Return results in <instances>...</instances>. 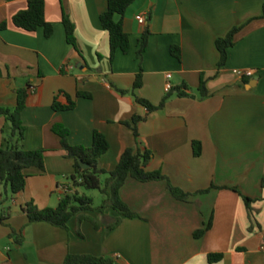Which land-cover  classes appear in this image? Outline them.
<instances>
[{
  "label": "crops",
  "instance_id": "crops-1",
  "mask_svg": "<svg viewBox=\"0 0 264 264\" xmlns=\"http://www.w3.org/2000/svg\"><path fill=\"white\" fill-rule=\"evenodd\" d=\"M28 2L0 0V27L7 24L0 28V107L14 109L18 91L29 89L21 144L44 150L45 170L28 169L24 191L14 196L0 183V199L6 200L0 202V217H6L0 238L9 239L0 264H65L69 253L117 264H264V0H135L123 19L130 51L114 58L101 22L109 0H45L46 19L54 26L50 37L42 27L29 32L14 25L13 17ZM64 15L75 24L76 45L67 39ZM235 27H241L235 45L219 68L216 41ZM147 29L151 36L141 64L137 52ZM173 46L181 48V60ZM250 69L252 77L240 76ZM140 72L143 86L136 95L153 105L167 95L169 73L173 87H187L191 96L174 95L163 109L150 112L130 92ZM202 75L209 91L204 98ZM71 100L74 109L55 110V102ZM135 116L146 117L138 124L140 147L153 153L146 170L161 171L191 193L190 200L175 199L166 180L130 178L120 197L139 217H123L113 230L106 225L120 217L114 209L83 212L69 229L29 223L28 203L57 207L66 188L74 187L75 160L53 126L65 125L74 146L91 147L94 131L104 133L110 149L99 167L111 171L127 148L137 147L126 125ZM11 127L0 115V145ZM195 142L202 146L199 156ZM242 195L253 200L251 209ZM12 230H22L23 244L10 237ZM217 253L223 258L211 263L209 255Z\"/></svg>",
  "mask_w": 264,
  "mask_h": 264
},
{
  "label": "trees",
  "instance_id": "trees-1",
  "mask_svg": "<svg viewBox=\"0 0 264 264\" xmlns=\"http://www.w3.org/2000/svg\"><path fill=\"white\" fill-rule=\"evenodd\" d=\"M135 0H109L108 9L101 15V22L105 30L110 35L111 58H114L118 51L129 53L131 48V36L126 32L124 27V16L129 7ZM117 16L120 19L117 20ZM264 17V7H263ZM63 22L66 28L67 39L69 43L76 45L75 24L68 15H64ZM13 23L18 28L33 32L39 28H44L47 37L54 32V26L46 19L45 0H29L26 9L18 12L13 17ZM7 24H3L0 28L5 29ZM241 27L233 28L225 37H219L216 41L217 48L220 53L219 68L226 65L229 58V49L235 45V37ZM151 31L147 29L142 35L139 42L137 59L142 64L144 54L148 49ZM173 55L178 59H182V50L179 46H173L171 49ZM143 86V73L137 75L136 81L130 91L136 97L137 102L145 105L150 112L163 109L169 98L174 95L179 97L191 96L185 89L187 87H173L168 91L159 105H153L146 99H142L136 95V91ZM201 97H207L209 91L207 88V80L204 75L201 76L199 87ZM129 93V91H123ZM29 89H20L18 91V103L14 109L0 107V115L7 117L11 122V133L5 138L0 145V183L9 188L12 196L24 191L27 185L29 175L27 170L30 168H38L45 170V152L44 150L25 149L21 142L23 141L26 127L24 126L22 113L27 104ZM79 96L90 98L89 93L79 92ZM76 106V102L71 100L69 104L62 105L58 102L54 103L55 110H71ZM146 117L135 116L131 122H126L134 132L137 140V147L127 148L122 154L117 166L111 171L101 169L99 167L100 158L109 151L110 143L104 133L99 130L94 131L93 144L91 147L82 145L74 146L69 142V129L63 124H55L53 131L61 138V145L68 157L75 160V174L73 176L72 188L62 196L57 207H48L40 209L34 202L26 205L25 211L29 218V223L46 222L53 226L69 229V223L73 217L80 215L86 211L99 210L105 214L107 209H114L120 214L113 222L108 223L106 228L113 230L117 228L123 221V217L137 218L139 215L134 212L120 197V190L128 179H135L139 182H150L156 180H166L168 190L172 196L180 201H189L191 193L186 192L182 188L174 185L171 180L161 171H147L146 168L153 159L152 151L142 150L139 142L138 124L145 120ZM195 155L199 156L202 152L200 142H195ZM81 161H85L91 165V168L84 169ZM103 176H106L103 180ZM83 186L89 190H98L103 195L102 204L98 207L94 206V199L84 193L76 191L75 187ZM207 190H204L205 192ZM247 207L251 209L253 200L242 195ZM0 202L5 203L6 200ZM83 219L90 220L97 228V222L90 216H81ZM6 217L1 216L0 222H4ZM211 222L195 233L197 237L203 236L207 230L211 228ZM11 238L15 239V243L21 245L24 243L22 230L20 232L12 230ZM222 253L210 254L209 261L211 263L220 261L223 258ZM65 264H117L114 259L107 257H99L92 254H72L69 253L65 259Z\"/></svg>",
  "mask_w": 264,
  "mask_h": 264
},
{
  "label": "rangeland",
  "instance_id": "rangeland-1",
  "mask_svg": "<svg viewBox=\"0 0 264 264\" xmlns=\"http://www.w3.org/2000/svg\"><path fill=\"white\" fill-rule=\"evenodd\" d=\"M106 176H103V180L105 179ZM80 192L81 193H84L88 196H91L93 197L94 199V206L95 207H98L102 204V201H103V195L100 191L98 190H89V189H86L84 188L83 186L80 187ZM9 246V239L6 237V238H0V250H6L7 247Z\"/></svg>",
  "mask_w": 264,
  "mask_h": 264
},
{
  "label": "built area",
  "instance_id": "built-area-1",
  "mask_svg": "<svg viewBox=\"0 0 264 264\" xmlns=\"http://www.w3.org/2000/svg\"><path fill=\"white\" fill-rule=\"evenodd\" d=\"M147 21V18H146V16H142L141 18H140V22L141 23H145ZM240 73V76H242V77H252L253 75H254V70H242V71H240L239 72ZM171 78H172V74L171 73H169V74H167V83H166V88H167V90L168 91H170V90H172L173 89V85H172V83H171ZM66 191H67V188H66Z\"/></svg>",
  "mask_w": 264,
  "mask_h": 264
},
{
  "label": "water",
  "instance_id": "water-1",
  "mask_svg": "<svg viewBox=\"0 0 264 264\" xmlns=\"http://www.w3.org/2000/svg\"><path fill=\"white\" fill-rule=\"evenodd\" d=\"M81 165L84 169H89L91 168V165L85 161H81Z\"/></svg>",
  "mask_w": 264,
  "mask_h": 264
}]
</instances>
